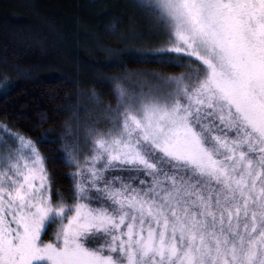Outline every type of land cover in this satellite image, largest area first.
Wrapping results in <instances>:
<instances>
[{"label":"snow or ice","instance_id":"snow-or-ice-1","mask_svg":"<svg viewBox=\"0 0 264 264\" xmlns=\"http://www.w3.org/2000/svg\"><path fill=\"white\" fill-rule=\"evenodd\" d=\"M129 6L149 31L127 38L155 36L154 62L184 71L134 91L110 49L60 133L0 120V264H264V0Z\"/></svg>","mask_w":264,"mask_h":264},{"label":"trees","instance_id":"trees-1","mask_svg":"<svg viewBox=\"0 0 264 264\" xmlns=\"http://www.w3.org/2000/svg\"><path fill=\"white\" fill-rule=\"evenodd\" d=\"M114 22L119 24L116 35L108 31ZM132 28L149 31L129 0H0V89L6 82L14 84L7 96L0 95V120L34 138L45 131L49 136L60 133L67 118L65 105L79 99L91 106L86 96L77 97L73 81L87 90L93 65L103 62L110 49L128 56L127 78L153 80L150 74L184 71L155 63L156 37L130 40ZM59 147L45 144L41 151L49 157L53 187L63 190L70 169L55 155Z\"/></svg>","mask_w":264,"mask_h":264},{"label":"rangeland","instance_id":"rangeland-1","mask_svg":"<svg viewBox=\"0 0 264 264\" xmlns=\"http://www.w3.org/2000/svg\"><path fill=\"white\" fill-rule=\"evenodd\" d=\"M153 50H154L153 52L156 51V49H153ZM150 75L154 77L155 79V76L153 74H150ZM172 75H175V74H172ZM127 79H128V87L134 91H138L142 86L146 87L147 86L146 82L151 81V80H146L143 78H127ZM45 238L47 239L48 237H45Z\"/></svg>","mask_w":264,"mask_h":264}]
</instances>
